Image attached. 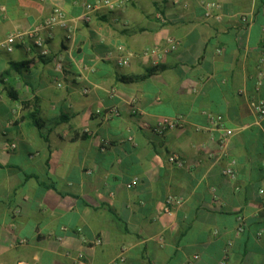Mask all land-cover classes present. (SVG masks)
Wrapping results in <instances>:
<instances>
[{
    "label": "crops",
    "instance_id": "1",
    "mask_svg": "<svg viewBox=\"0 0 264 264\" xmlns=\"http://www.w3.org/2000/svg\"><path fill=\"white\" fill-rule=\"evenodd\" d=\"M98 1L0 0V41L69 25L0 49V264H264V0Z\"/></svg>",
    "mask_w": 264,
    "mask_h": 264
},
{
    "label": "built area",
    "instance_id": "2",
    "mask_svg": "<svg viewBox=\"0 0 264 264\" xmlns=\"http://www.w3.org/2000/svg\"><path fill=\"white\" fill-rule=\"evenodd\" d=\"M126 0H119L118 3H114L110 0H101L98 1L94 4H85L84 5V12L81 15V19H83L84 21H89L91 19V13L96 10L99 9L100 7H106L109 9H113L115 6L117 5H122L125 3ZM178 0H174V2H177ZM183 6H186V3H183ZM206 12L205 15L206 16H210V9L211 8H215L217 7V4L214 2H210L208 4H206ZM216 18H218V16H216ZM161 23H166V18L165 17H160L159 20ZM68 21L66 19V17L64 16L63 12L55 7L54 9H52V11L50 12L49 15H47L43 20H41L37 26L34 27V29L31 32H24V31H15L10 33L9 35H7L5 37L4 40L0 41V49H3L7 52H11L16 43L22 41L24 39V37L26 35H29L33 37V43L35 45V47L38 50V55L40 56H45L48 53V49L46 47V38H49L51 36V30L55 27H61V28H68ZM42 32H44L46 34V36H44L42 34ZM166 45L161 48L160 50H150V52L154 53V54H160V53H168L170 51H173L174 49L177 48L179 42L172 36H167L165 39ZM148 51V50H147ZM146 51V52H147ZM262 61H264V55L262 57ZM117 62L119 65H124L127 64V59L126 58H118ZM263 77L262 73H258V84H260V80ZM251 106L253 108V110L255 111L257 117L259 118V120L263 123L264 125V100L262 99H256L253 100L251 102ZM133 112H135V109L133 110ZM106 114L108 115H118V110L116 108H110L106 111ZM181 119L179 117L172 119V118H163L161 120H159L155 125L153 126H149L148 124H144V127L155 132V133H163L164 131L170 130V129H174L178 126L181 125L180 123ZM209 121L210 123H219L221 122V117L220 116H212L209 115ZM224 140L227 139L230 135H232V131L230 129H225L224 132ZM264 146V145H263ZM103 149V147L101 148ZM167 161L171 164H174L176 166H183V161L181 160V158L179 157V155L175 154V153H171L167 156ZM234 163V161H232V164ZM223 174L227 175L230 179H235L236 174L234 172V170L230 167L227 166L223 169ZM135 183V180H132L130 185H133ZM129 185V186H130ZM182 198L181 197H176V196H167L164 199L163 202V206L161 209V212L163 214H166L168 216L173 215L174 213V207L178 206L182 203ZM244 230V222H243V218L241 216L238 217V225H237V231L239 233H241ZM257 238L261 239L264 238V231L263 230H259L257 232ZM96 242L98 243L99 240L97 239ZM222 263H224V261H222ZM18 264H23V263H18Z\"/></svg>",
    "mask_w": 264,
    "mask_h": 264
},
{
    "label": "trees",
    "instance_id": "3",
    "mask_svg": "<svg viewBox=\"0 0 264 264\" xmlns=\"http://www.w3.org/2000/svg\"><path fill=\"white\" fill-rule=\"evenodd\" d=\"M12 66H13V64H12ZM10 72V70L8 69V70H5L3 73H2V81H3V77L5 76V75H7L8 73ZM11 97H12V95H11Z\"/></svg>",
    "mask_w": 264,
    "mask_h": 264
}]
</instances>
